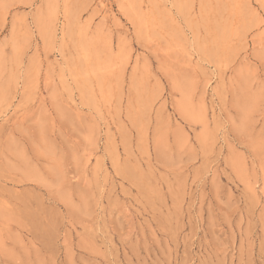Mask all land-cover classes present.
I'll use <instances>...</instances> for the list:
<instances>
[{
  "label": "rangeland",
  "instance_id": "1",
  "mask_svg": "<svg viewBox=\"0 0 264 264\" xmlns=\"http://www.w3.org/2000/svg\"><path fill=\"white\" fill-rule=\"evenodd\" d=\"M0 264H264V0H0Z\"/></svg>",
  "mask_w": 264,
  "mask_h": 264
}]
</instances>
